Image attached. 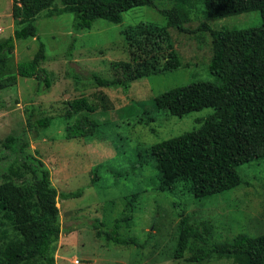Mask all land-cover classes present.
I'll return each instance as SVG.
<instances>
[{
	"label": "trees",
	"instance_id": "obj_1",
	"mask_svg": "<svg viewBox=\"0 0 264 264\" xmlns=\"http://www.w3.org/2000/svg\"><path fill=\"white\" fill-rule=\"evenodd\" d=\"M160 1L164 0H12L15 28L12 36L0 40V90L14 87L19 76L35 78L50 87L51 78L41 66L47 57L35 24L39 14L46 18L74 14L75 30H90L98 19L120 24L124 12L155 6ZM167 1L173 6L160 10L166 26L143 22L121 32L130 58L122 65L120 76L108 79L91 74L88 79L99 87L127 92L132 82L179 69L181 56L170 29L192 33L185 25L198 20L200 24L194 31L211 37L209 70L217 82L200 81L170 89L154 98L152 105L156 111L176 117L205 108H213L215 113L202 122L200 129L151 144L146 151L159 173L154 184L156 190L175 195L182 186L195 199L212 198L243 183L237 172L239 165L264 158V0ZM254 11L261 13V28L213 27L209 21ZM33 38L39 41L37 52L30 60L15 65V41ZM94 98L95 103L84 96L70 101V107L60 116L66 140L91 138L98 124L89 115L99 108L104 113L113 110L106 93L100 91ZM54 118L42 116L36 121L28 118V127L35 129L33 140L53 125ZM153 121V117L138 119L137 124L148 126ZM31 140L24 129L1 141L0 264H57L55 255L63 231L57 204L60 199L83 195V189L57 190L51 170L29 151ZM99 169L98 166L95 171ZM91 179L93 186L99 180L98 173ZM140 194L125 198L123 212L111 225L97 218L93 223L97 236L117 245L143 248L145 245L136 238L121 233L124 227L132 225L133 205ZM181 208L177 261L188 252L191 255L185 261L190 264L211 260L224 264H264V234L253 237L242 233L232 240L218 242L213 240L211 221L193 224L185 208Z\"/></svg>",
	"mask_w": 264,
	"mask_h": 264
},
{
	"label": "rangeland",
	"instance_id": "obj_2",
	"mask_svg": "<svg viewBox=\"0 0 264 264\" xmlns=\"http://www.w3.org/2000/svg\"><path fill=\"white\" fill-rule=\"evenodd\" d=\"M172 6V2L164 0L155 6L136 7L123 13L120 24L98 19L92 29L80 31L74 28V14L46 18L41 13L35 24L45 44L47 58L41 66L48 71L50 87L35 78L19 76L14 87L0 90V147L9 134L26 129L32 139L29 151L51 170L57 190L83 189L81 197L60 199L57 204L63 228L55 255L57 264H190L185 261L191 255L188 252L182 260L175 259L181 207L193 224L211 221L213 240L218 242L242 233L253 237L264 234V158L239 165L237 172L243 183L212 198L195 199L182 186L175 195L154 187L159 173L146 149L169 137L200 129L202 122L215 113L213 108H205L176 117L156 111L152 105L154 98L170 89L200 81L217 82L209 70L211 37L194 31L200 24L198 20L185 25L192 33L170 29L181 56L179 69L132 82L127 92L102 88L88 79L91 74L108 79L120 76L122 65L130 58L121 32L143 22L166 26L160 10ZM209 21L213 27L237 30L263 25L259 11ZM14 28L12 0H0V40L12 36ZM15 45L17 65L34 56L39 41L18 40ZM79 76L83 79L79 80ZM100 91L109 96L113 110L104 113L99 108L89 115L98 124L91 138L66 140L60 116L70 107V101L84 96L95 103L94 96ZM42 116L55 117L54 123L33 140L35 129L28 127V118L36 121ZM151 117L154 121L150 125L137 124L138 119ZM96 173L99 180L91 186ZM119 173L124 176L118 177ZM133 193L141 194L133 205L132 225L121 233L145 246H121L98 237L94 221L98 218L111 225L123 212L125 198ZM203 264L224 262L211 260Z\"/></svg>",
	"mask_w": 264,
	"mask_h": 264
}]
</instances>
